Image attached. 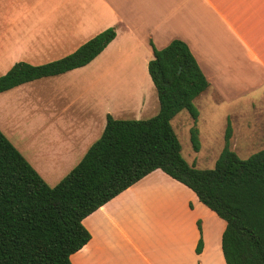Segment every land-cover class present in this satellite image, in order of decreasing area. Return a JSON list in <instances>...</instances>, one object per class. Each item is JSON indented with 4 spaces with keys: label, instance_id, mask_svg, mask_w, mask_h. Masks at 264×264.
I'll return each instance as SVG.
<instances>
[{
    "label": "crops",
    "instance_id": "0c3cea01",
    "mask_svg": "<svg viewBox=\"0 0 264 264\" xmlns=\"http://www.w3.org/2000/svg\"><path fill=\"white\" fill-rule=\"evenodd\" d=\"M109 27L116 35L97 56L105 55L117 67L115 81L122 87L115 90L122 97L125 92L134 96L136 77L152 89L147 69L152 47L160 49L175 38L188 45L208 80L204 92L245 95L263 89L264 0H0V60L40 64L58 59ZM84 66L13 87L17 100L37 99L41 106L37 127L30 129L40 134L38 143L22 146L28 155L21 154L42 178L75 166L102 133L107 114L138 119L158 111L157 94L155 99L143 95L137 107L133 101L111 106L113 87L103 83L109 74L105 68L81 89L92 100L67 97L68 85L60 89L53 78ZM0 130L11 138L3 126ZM82 223L90 238L70 255L72 264H226L224 220L160 169Z\"/></svg>",
    "mask_w": 264,
    "mask_h": 264
},
{
    "label": "trees",
    "instance_id": "16d2710c",
    "mask_svg": "<svg viewBox=\"0 0 264 264\" xmlns=\"http://www.w3.org/2000/svg\"><path fill=\"white\" fill-rule=\"evenodd\" d=\"M115 35L109 27L58 59L16 61L0 75V92L84 66ZM152 48L147 69L157 113L138 119L107 114L100 137L54 186L0 130V264H72L70 255L90 238L83 218L155 169L187 186L224 220L221 251L226 264H264V149L240 158L230 148L228 119L214 166L189 164L171 120L186 109L196 123L193 101L209 82L184 41L175 38ZM190 141L198 151L195 126ZM197 225L200 231V221ZM201 247L199 237L196 251Z\"/></svg>",
    "mask_w": 264,
    "mask_h": 264
},
{
    "label": "rangeland",
    "instance_id": "374dc122",
    "mask_svg": "<svg viewBox=\"0 0 264 264\" xmlns=\"http://www.w3.org/2000/svg\"><path fill=\"white\" fill-rule=\"evenodd\" d=\"M31 61L35 63V60ZM12 64L13 61L9 59L0 60V75L4 74ZM101 68L107 69L109 73L108 76L105 75L102 78L103 83L113 87V90L110 92L111 106L126 105L120 104L122 101L125 103L133 101L132 105H136L137 107L143 95H150L149 99H155L156 92L154 86H152L150 91L149 89H145L140 85L136 76L137 81H135V85L133 84V86H137V88L132 90L134 91L133 97L128 98V93L126 92V96L123 94L124 97H122L123 92L119 88L120 93H116L117 90L115 89L122 87L120 83H116L115 81L119 71L116 66H113L112 60L101 54L86 66L70 72V74L66 73L53 79L59 82L58 86L60 89L68 85L69 91H66L67 97H80L81 101L92 100L93 96L90 97L88 94H84L81 89L85 85L92 84L91 82L98 78L97 74ZM262 88V90L245 95L234 93L216 94L211 90H207L198 99L193 101L199 114L196 123L186 109L178 112L171 120V123L180 141L181 154L185 160L189 164H194L201 169L212 168L224 146V135L228 119L232 128L230 148L240 158H247L252 153L264 149V86ZM14 91L13 88L0 94V126H3L9 136H11L10 139L6 138L22 152V146L36 144L39 138L40 134H38V131H30V129L37 127V119L41 116L42 110L37 99L17 100L15 98L16 94H13ZM226 96L231 98H227ZM97 101L99 103L102 102L98 99ZM154 112L152 111L148 115H143L142 118L151 117ZM192 126L198 129L200 142L198 151H194L190 141V128ZM51 127H54V125H51ZM22 154H25L26 157L28 155L25 152H22ZM79 159L80 157H78L77 161ZM73 166L55 176L43 178L47 184L54 186Z\"/></svg>",
    "mask_w": 264,
    "mask_h": 264
}]
</instances>
